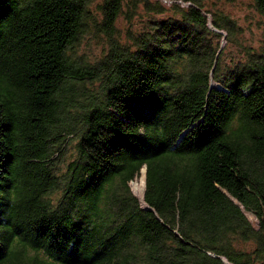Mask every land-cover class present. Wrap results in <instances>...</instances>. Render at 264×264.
Listing matches in <instances>:
<instances>
[{"label": "trees", "instance_id": "16d2710c", "mask_svg": "<svg viewBox=\"0 0 264 264\" xmlns=\"http://www.w3.org/2000/svg\"><path fill=\"white\" fill-rule=\"evenodd\" d=\"M134 1L148 26L126 45ZM176 1L0 0V264H264V46L218 66L235 22Z\"/></svg>", "mask_w": 264, "mask_h": 264}, {"label": "rangeland", "instance_id": "374dc122", "mask_svg": "<svg viewBox=\"0 0 264 264\" xmlns=\"http://www.w3.org/2000/svg\"><path fill=\"white\" fill-rule=\"evenodd\" d=\"M95 0L92 5V10L95 14L98 13V2ZM153 3H161L165 9L171 10L172 4L187 7L186 3L176 0H150ZM208 9L211 13L208 15L210 28L213 29L212 20L215 14L220 12L229 16L236 24L234 35L228 30H218L217 37H211L212 45L217 48V52L221 54L218 66L221 64L223 68H231L234 63L242 61L245 57V48L253 47L260 49L264 46V17L259 13L257 7L252 0H234L233 2H220L218 5L214 1H209ZM167 14H164L165 17ZM149 16L145 17L143 10L139 9V14L135 16V1L124 5V11L116 22V40L119 43L130 45L134 38L135 32L139 33L147 28ZM91 32L80 43L77 49L78 57L85 62L94 65L108 49V37L104 31L97 28L90 30ZM213 85H215L213 83ZM76 156V147L72 143L63 154V161L67 163ZM145 169V168H144ZM146 171V169H145ZM140 182L137 177L130 183V189L133 193L132 186ZM134 194V193H133ZM135 195V194H134ZM135 197H137L135 195ZM138 198V197H137ZM139 199V198H138ZM250 221L257 226L258 222L251 214L247 215ZM249 247L248 245H242Z\"/></svg>", "mask_w": 264, "mask_h": 264}, {"label": "bare ground", "instance_id": "6f19581e", "mask_svg": "<svg viewBox=\"0 0 264 264\" xmlns=\"http://www.w3.org/2000/svg\"><path fill=\"white\" fill-rule=\"evenodd\" d=\"M138 178L140 179V182L136 185H133L132 190H133V193L139 198L141 204L145 206L144 193H145L146 171L144 168L141 170Z\"/></svg>", "mask_w": 264, "mask_h": 264}]
</instances>
